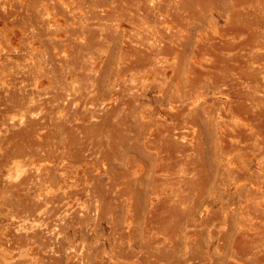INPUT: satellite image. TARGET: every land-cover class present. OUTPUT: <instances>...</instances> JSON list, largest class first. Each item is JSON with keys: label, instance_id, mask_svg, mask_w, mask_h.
<instances>
[{"label": "rangeland", "instance_id": "rangeland-1", "mask_svg": "<svg viewBox=\"0 0 264 264\" xmlns=\"http://www.w3.org/2000/svg\"><path fill=\"white\" fill-rule=\"evenodd\" d=\"M263 78L264 0H0V264H264Z\"/></svg>", "mask_w": 264, "mask_h": 264}, {"label": "bare ground", "instance_id": "bare-ground-1", "mask_svg": "<svg viewBox=\"0 0 264 264\" xmlns=\"http://www.w3.org/2000/svg\"><path fill=\"white\" fill-rule=\"evenodd\" d=\"M234 1H235V0H234ZM237 1H238V0H237ZM241 1H242V0H241ZM246 1H247V0H246ZM231 2H232V1H231ZM239 2H240V0H239ZM244 2H245V0H244ZM236 3H238V2H236ZM249 3H250V2H249ZM238 4H239V3H238ZM242 4H243V3H242ZM251 4H252V3H251ZM252 5H253V4H252ZM252 5H251V6H252ZM106 13H107V12H106ZM109 15H111V14L109 13ZM259 19H262V18H259ZM262 20H263V19H262ZM236 25H237V24H236ZM228 28H229V27H228ZM239 29H241V28H239V27L237 28V26H236V27L233 26V28H232L233 32L236 33V34H235V37L233 36L234 34H233L232 36H233V38H236V40L238 39L237 37H238V35H239V31H241V30H239ZM227 31H228V30H227ZM227 31H226V33H227ZM229 32H230V31H229ZM231 32H232V31H231ZM220 33H221V32H220ZM222 35L224 36V34H222ZM222 35H221V36H222ZM226 35H227V34H226ZM228 35H229V33H228ZM250 35H251V34H250ZM215 38H216V37H215ZM221 38H222V37H221ZM224 38H225V37H223L222 39H224ZM227 38H229V37H227ZM240 38H241V37H240ZM212 39H213V38H212ZM222 39H221V40H222ZM214 40H217V39H214ZM226 40H227V39H226ZM226 40H225V41H226ZM236 40H235V41H236ZM238 40H239V39H238ZM241 40H242V39H241ZM223 41H224V40H223ZM242 41H243V40H242ZM214 42H216V41H214ZM233 42H234V41H233ZM211 43H212V42H211ZM220 43H221V42H220ZM224 43H225V42H224ZM226 43H227V42H226ZM230 43H231V42H229V43H227V44L230 45ZM212 44H213V43H212ZM218 44H219V43H218ZM218 44H217V45H218ZM222 44H223V43H222ZM222 44H220V45H222ZM238 44H239V43H238ZM241 44H243V43H241ZM214 45H215V44H214ZM225 45H226V44H225ZM231 45H232V44H231ZM211 46H212V45H211ZM223 46H224V45H223ZM233 46H234V45H233ZM236 46H237V43H236L235 47H236ZM238 46H240V44H239ZM238 46H237V47H238ZM216 47H217V46H216ZM219 47H220V46H219ZM219 47H218L217 50H219ZM227 47H228V46H227ZM231 47H232V46H231ZM214 48H215V47H214ZM214 48H212V49H214ZM225 48H226V47H225ZM225 48H223V50H224ZM229 48H230V47H229ZM214 50H215V49H214ZM223 50H222V51H223ZM229 50H231V49H229ZM232 50H233V49H232ZM234 50H235V48H234ZM238 50H239V49H238ZM165 51H166V52H169V48H168V49H165ZM240 52H241V51H240ZM196 54H197V53H196ZM236 54H237V53H236ZM231 55H232V54H231ZM235 56H236V55H235ZM254 58H255V57H254ZM262 58H263V57H262ZM195 60H196V59H195ZM194 69H195V68H193V70H194ZM254 77H255V76H254ZM238 78H239V77H238ZM238 78H237V79H238ZM244 78H245V77H244ZM260 78H261V77H260ZM252 79H253V78H252ZM252 79H251V80H252ZM263 79H264V78H263ZM232 80H233V79H232ZM246 80H247V79H246ZM253 80H254V79H253ZM220 81H221V80H220ZM222 81H223V80H222ZM230 81H231V79H230ZM233 81H234V80H233ZM256 81H257V80H256ZM239 82H240V81H239ZM253 82H254V81H253ZM257 83H258V82H257ZM220 85H221V84H220ZM238 86H239V85H238ZM253 86H254V85H253ZM236 87H237V86H236ZM255 87H256V85H255ZM232 89H234V88H232ZM227 90H228V89H227ZM229 90H230V89H229ZM260 90H261V89H260ZM260 90H259V91H260ZM239 91H240V90H239ZM261 92H262V91H261ZM224 93H225V92H224ZM228 93H229V92H228ZM226 94H227V93H226ZM229 94H230V93H229ZM259 95H260V94H259ZM262 95H263V94H262ZM228 97H229V96H228ZM263 97H264V96H263ZM229 98H230V97H229ZM232 98H233V97H232ZM236 99H237V98H236ZM259 100H260V99H259ZM261 100H262V99H261ZM263 100H264V99H263ZM229 104H230V103H229ZM237 104H238V103H237ZM230 105H231V104H230ZM262 106H263V104H262ZM228 107H229V106H228ZM228 107H227V108H228ZM230 107H231V106H230ZM230 107H229V108H230ZM244 109H245V108H244ZM247 109H248V108H247ZM263 109H264V108H263ZM237 110H238V109H237ZM251 110H252V109H251ZM249 111H250V110H249ZM263 111H264V110H263ZM263 111H261V112H263ZM228 112H229V110H228ZM261 112H260V113H261ZM251 113H252V111H251ZM258 113H259V112H258ZM237 115H238V114H237ZM246 115H247V114H246ZM255 115H256V114H255ZM258 116H259V115H258ZM255 118H256V117H255ZM259 119H260V118H259ZM248 120L250 121V119H248ZM257 120H258V119H257ZM220 121H221V120H220ZM260 121H262V120H260ZM249 123H250V122H249ZM226 124H227V123H226ZM223 125H224V124H223ZM227 125H228V124H227ZM242 125H243V124H242ZM235 126H236V124H235ZM240 126H241V125H240ZM240 126H239V127H240ZM252 126H253V125H252ZM225 127H226V126H225ZM236 127H237V126H236ZM259 127H260V126H259ZM228 128H229V127H228ZM228 128H227V129H228ZM233 128H234L233 130H235V127H233ZM221 129H223V128H221ZM240 129L242 130V128H240ZM247 130H248V129H247ZM224 131H225V130H224ZM224 131H223V132H224ZM226 131H227V130H226ZM228 131H229V130H228ZM228 131H227V132H228ZM236 131H237V130H236ZM248 131H249V130H248ZM258 131H259V130H258ZM220 132H221V131H220ZM232 132H234V131H232ZM226 134H227V133H226ZM252 134H254V133H252ZM239 135H240V134H239ZM229 136H230V135H229ZM232 137H233V136H232ZM234 137H235V136H234ZM175 139H176V138H175Z\"/></svg>", "mask_w": 264, "mask_h": 264}]
</instances>
